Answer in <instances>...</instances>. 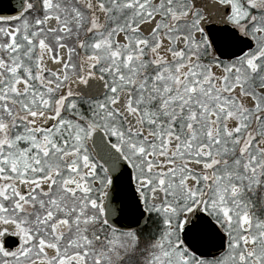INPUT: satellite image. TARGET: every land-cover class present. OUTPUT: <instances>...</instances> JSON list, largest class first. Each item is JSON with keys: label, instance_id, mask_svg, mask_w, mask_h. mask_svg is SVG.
<instances>
[{"label": "snow or ice", "instance_id": "snow-or-ice-1", "mask_svg": "<svg viewBox=\"0 0 264 264\" xmlns=\"http://www.w3.org/2000/svg\"><path fill=\"white\" fill-rule=\"evenodd\" d=\"M0 264H264V0H9Z\"/></svg>", "mask_w": 264, "mask_h": 264}, {"label": "water", "instance_id": "water-1", "mask_svg": "<svg viewBox=\"0 0 264 264\" xmlns=\"http://www.w3.org/2000/svg\"><path fill=\"white\" fill-rule=\"evenodd\" d=\"M9 0H0V9L7 10Z\"/></svg>", "mask_w": 264, "mask_h": 264}]
</instances>
